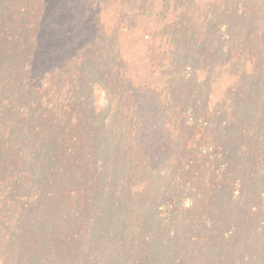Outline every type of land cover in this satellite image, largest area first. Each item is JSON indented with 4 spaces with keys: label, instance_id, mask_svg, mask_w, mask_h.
<instances>
[{
    "label": "trees",
    "instance_id": "obj_1",
    "mask_svg": "<svg viewBox=\"0 0 264 264\" xmlns=\"http://www.w3.org/2000/svg\"><path fill=\"white\" fill-rule=\"evenodd\" d=\"M85 2L95 33L41 84L39 6L3 8L0 264H264V82L208 107L216 71L263 63L264 0Z\"/></svg>",
    "mask_w": 264,
    "mask_h": 264
},
{
    "label": "rangeland",
    "instance_id": "obj_2",
    "mask_svg": "<svg viewBox=\"0 0 264 264\" xmlns=\"http://www.w3.org/2000/svg\"><path fill=\"white\" fill-rule=\"evenodd\" d=\"M87 1V0H86ZM31 3L33 5L39 6L40 20L39 26L35 27L34 30L36 33V49L33 54L32 60V71L29 77V82L38 84V83H46L50 75L53 71L58 70L60 67H63L68 63L72 52L74 53L76 50L81 48L83 44L87 43L95 33L94 25L92 24L89 13V4L87 5L85 0H0L1 13H0V21L4 18H7V11H4V7L8 8H20L24 3ZM111 10L105 15L103 22H105L107 29L110 28L109 21L111 20ZM6 19H4L5 21ZM141 25L137 24V29L133 32H129L128 35L125 32L119 34L118 43L123 52L130 57L134 51L139 49V41L141 40L142 31L144 25L142 22H139ZM255 24V23H254ZM257 27V25L255 24ZM257 31L254 32V36ZM252 38L250 37L249 40ZM260 39V48L257 52H262L264 54V35H258L256 41L252 45H257L258 40ZM258 61V60H257ZM263 67H261V66ZM230 69H223L222 71H216L212 75V87L210 98L208 100V107L211 112L217 111L215 109L216 106H221L224 98V91L227 86V83H237L236 89H242L246 86L245 81L255 80L257 77L260 78L259 83L264 82V61L260 62L244 75L241 66L235 68L234 70L228 71ZM129 75L135 78V81L138 82L140 78V71L136 68V66H130L128 68ZM206 76V74H205ZM244 79V84H240V79ZM150 82V81H149ZM154 86L155 82H151ZM93 95H95V103L98 106V102L100 101L98 91L96 90ZM146 99V98H145ZM104 100V98H103ZM101 102V101H100ZM145 102V101H144ZM149 103V102H148ZM150 105V104H149ZM146 107V106H144ZM98 111L100 108L98 107ZM213 117H218L221 119L219 115H215L211 113ZM210 133L209 127L204 129ZM211 130H214L211 127ZM216 130V128H215ZM161 133V134H160ZM157 142L161 144L170 146L171 148L177 147V143L173 144L171 139L174 137H170L166 132H156ZM171 143V144H170ZM151 151L150 155L152 157V162L157 164L164 157V153H159L157 148L150 143ZM170 152L167 154L169 155ZM203 261H197V264Z\"/></svg>",
    "mask_w": 264,
    "mask_h": 264
}]
</instances>
